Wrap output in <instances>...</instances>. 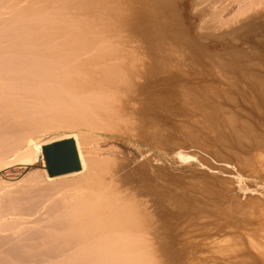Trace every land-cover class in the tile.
<instances>
[{
	"label": "rangeland",
	"instance_id": "rangeland-1",
	"mask_svg": "<svg viewBox=\"0 0 264 264\" xmlns=\"http://www.w3.org/2000/svg\"><path fill=\"white\" fill-rule=\"evenodd\" d=\"M2 1L5 8L13 2ZM38 1L42 7L74 3L67 6L71 13L84 11L76 0ZM248 1L166 0L164 6L158 0L103 1L115 2L116 8L107 6L115 11H105L126 23L120 27L115 20L119 28L108 32V40L126 45L125 57L145 66L135 92L141 94L136 114L142 119L138 114L113 119L120 129L108 133L82 124L77 129L85 133L73 139L80 162H92L110 180L105 184L116 192L107 188L110 197L125 193L132 207H149L142 213L147 229L141 230L155 248L150 250L155 264H264V1ZM62 127L69 129L49 127L33 135L36 141L24 135L27 141L12 143L19 146L0 145L1 199L26 206L33 194L26 178L35 175L41 184L47 174L41 145L65 138ZM56 189L55 197L63 195ZM98 201L89 200L86 209L99 212Z\"/></svg>",
	"mask_w": 264,
	"mask_h": 264
},
{
	"label": "bare ground",
	"instance_id": "bare-ground-1",
	"mask_svg": "<svg viewBox=\"0 0 264 264\" xmlns=\"http://www.w3.org/2000/svg\"><path fill=\"white\" fill-rule=\"evenodd\" d=\"M37 1L13 0L11 4H7L8 9L3 7L4 4L0 5V145L4 149L10 148L14 143L27 141L28 139L23 138L24 135L33 138L35 133H46V129L56 126L69 127H62L67 130L62 137L72 139L85 133L77 129L82 124L92 129L101 128L107 133L116 132L119 125L112 123L113 119L120 120L125 116L128 120L136 119V110L140 107L137 109L140 104L136 96L140 92H135L139 90L138 82L145 74V66L139 63L142 67H138L132 57L134 62L125 57L128 50L126 45L122 44L124 48L127 47L124 50L122 45L119 47L120 43L118 46L115 42L111 43L115 39L108 40V32H112V28L116 30V24L121 22L118 18L120 16L114 15L116 12L113 14L105 11L110 8L107 6L113 7L115 2L113 5L105 2V6L103 1L106 0H100L102 5L99 2V6V3H94L95 0H76L73 2H77L84 11L71 13L73 8L70 10L69 7L74 3L70 2V6L66 4L69 7L64 6L70 12H64L67 10L61 6L65 9L61 13L57 12L61 11L60 3L58 7L53 4L51 7H44L45 4L42 7L41 4L36 6ZM158 2L164 6L166 0ZM248 2L247 6H250L252 3ZM79 5L73 7L78 10ZM245 6L240 7L242 11L247 7ZM115 8L112 9L115 11ZM46 10L57 13H47ZM124 21L122 20V25ZM30 98H36L37 103L40 101L41 107L33 104ZM126 128L125 124V130ZM127 130L126 133L131 129ZM33 140L36 141L34 138L31 141ZM90 163L80 162L79 159V168L75 171L55 176L45 173L41 184H37L39 180L35 175L26 178L27 183L32 185L30 189L33 193L27 189V194L32 195L28 197L26 206H20L15 200L12 201L13 198H6L8 201L3 200L5 197L0 198V264H155L154 258L157 256L154 252V257L150 251L153 247L151 239L145 237V231L141 230L147 229L143 227L146 222L142 224L143 219L146 220L142 213L147 208L149 212V207L145 208L150 203L149 200L144 199L148 202L143 204L145 211L142 205L135 203V207L138 206L134 213L132 199H128L127 194L126 198H122L125 193H122L120 199L118 191L117 195L110 197L108 193L114 188L109 189L111 184L110 187L106 186L105 178L99 176L96 172L98 169ZM94 174L97 175L94 177ZM118 177L111 178V181L114 182ZM108 181L110 180L106 181L107 184ZM103 185L106 190L105 187L102 188ZM121 186L123 185L118 187ZM54 188L61 190L63 195L55 197L52 193ZM135 194L132 196L137 197ZM91 199L99 200V208H96L99 212L96 210L97 212L92 213V210L86 209L85 206ZM140 208L144 211H140L141 219L138 216ZM154 224L157 225L156 222Z\"/></svg>",
	"mask_w": 264,
	"mask_h": 264
},
{
	"label": "water",
	"instance_id": "water-1",
	"mask_svg": "<svg viewBox=\"0 0 264 264\" xmlns=\"http://www.w3.org/2000/svg\"><path fill=\"white\" fill-rule=\"evenodd\" d=\"M41 153L49 176L72 172L79 168L75 143L70 137L42 144Z\"/></svg>",
	"mask_w": 264,
	"mask_h": 264
},
{
	"label": "trees",
	"instance_id": "trees-1",
	"mask_svg": "<svg viewBox=\"0 0 264 264\" xmlns=\"http://www.w3.org/2000/svg\"><path fill=\"white\" fill-rule=\"evenodd\" d=\"M45 165H46V163H45Z\"/></svg>",
	"mask_w": 264,
	"mask_h": 264
}]
</instances>
